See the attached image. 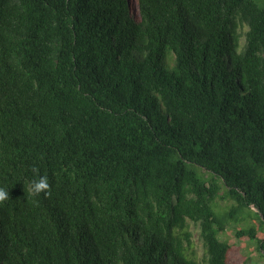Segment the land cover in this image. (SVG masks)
I'll list each match as a JSON object with an SVG mask.
<instances>
[{"label": "trees", "instance_id": "trees-1", "mask_svg": "<svg viewBox=\"0 0 264 264\" xmlns=\"http://www.w3.org/2000/svg\"><path fill=\"white\" fill-rule=\"evenodd\" d=\"M0 188V264L264 252V0H0Z\"/></svg>", "mask_w": 264, "mask_h": 264}, {"label": "rangeland", "instance_id": "rangeland-1", "mask_svg": "<svg viewBox=\"0 0 264 264\" xmlns=\"http://www.w3.org/2000/svg\"><path fill=\"white\" fill-rule=\"evenodd\" d=\"M218 204L221 207L226 208L229 207L231 203L227 200H220ZM252 210L256 212L255 208H252ZM250 218L251 219L247 220L248 224H255V217L252 216ZM255 225L259 227L258 223ZM238 226V223L231 222L225 234L220 235L221 240H233L236 245L235 250L231 253L229 264H264V252L257 249V244L255 241L240 240L235 237V232ZM192 231L194 234L197 254L201 258L203 255V246L199 238V229L193 225Z\"/></svg>", "mask_w": 264, "mask_h": 264}, {"label": "clouds", "instance_id": "clouds-1", "mask_svg": "<svg viewBox=\"0 0 264 264\" xmlns=\"http://www.w3.org/2000/svg\"><path fill=\"white\" fill-rule=\"evenodd\" d=\"M34 178L28 182L27 191L30 196H39L44 194L45 197L51 195V184L47 176L39 175V168L33 167L31 169ZM9 200V192L4 188H0V203Z\"/></svg>", "mask_w": 264, "mask_h": 264}]
</instances>
